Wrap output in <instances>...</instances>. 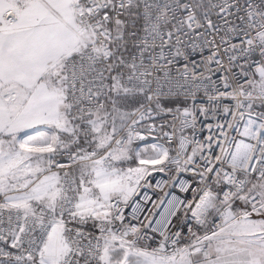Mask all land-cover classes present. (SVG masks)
<instances>
[{
  "label": "snow or ice",
  "instance_id": "obj_1",
  "mask_svg": "<svg viewBox=\"0 0 264 264\" xmlns=\"http://www.w3.org/2000/svg\"><path fill=\"white\" fill-rule=\"evenodd\" d=\"M0 264H264V0H0Z\"/></svg>",
  "mask_w": 264,
  "mask_h": 264
}]
</instances>
